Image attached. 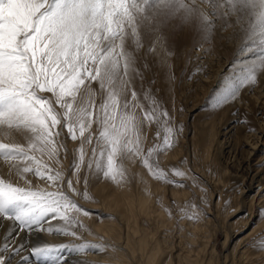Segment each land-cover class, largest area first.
<instances>
[{
    "label": "snow or ice",
    "instance_id": "snow-or-ice-1",
    "mask_svg": "<svg viewBox=\"0 0 264 264\" xmlns=\"http://www.w3.org/2000/svg\"><path fill=\"white\" fill-rule=\"evenodd\" d=\"M233 18L242 33L239 51L255 59L234 62V78L216 98L221 106L255 85L256 69H264V0H0V158L9 165L0 174V264H28L30 257L65 264V250L96 247L30 244L39 233L82 240L79 215L90 213L76 198H91L82 170L121 184L123 161H139L153 179L186 186L169 175L185 178V171L166 170L158 160L175 146L182 126L172 125L150 92L143 94L150 103L141 102L134 82L144 76L135 53L143 41H155L168 55L178 27L194 25L209 41L218 24L230 27ZM155 50L149 43L147 51ZM153 124L156 141L146 148L144 130ZM66 140L79 142L70 173L44 159L59 165ZM188 207L179 210L182 218L206 215Z\"/></svg>",
    "mask_w": 264,
    "mask_h": 264
},
{
    "label": "rangeland",
    "instance_id": "rangeland-1",
    "mask_svg": "<svg viewBox=\"0 0 264 264\" xmlns=\"http://www.w3.org/2000/svg\"><path fill=\"white\" fill-rule=\"evenodd\" d=\"M228 23L233 25L234 21ZM218 28L229 27L219 25ZM203 41L194 25L182 29L178 27L167 42L168 55L164 56L155 41H143L144 46L135 53L139 70L144 76L143 81L137 77L134 82L141 102L145 106L150 103L143 99V94L150 92L168 110L172 125L182 126L175 146L161 154L158 160L166 170L179 167L185 171V178L171 176V172L169 175L186 186L177 187L153 179L139 161H123L127 178L121 184L101 178L95 170H82L81 176L87 174L89 177L87 190L91 197L89 200L76 198L90 213L89 216L79 215L84 225L78 233L82 240L39 233L32 237L31 245L41 242L79 244L86 241L96 247L88 249L86 253H78L70 248L65 250L62 253L65 264H80L82 260L88 264L127 263L120 259L118 251L132 261L130 264H143V251L137 249L133 253L126 245L128 226L121 220L122 216L129 218L132 208L124 207L122 216L114 210L113 199L121 196L124 188L136 198V207L139 203L143 207L134 212L142 229L139 235L147 237L149 249L157 245L160 247L156 264H250L240 257L243 249L251 253L257 250L258 254L253 258L258 257L256 264H264V250H258L260 242L264 240L263 227L253 229L259 218L258 212L255 215L248 212V202L258 185L252 180L256 172L253 169H260L261 176H264V101L256 104V88L252 86L243 91L242 98L230 101L225 106L218 105L216 98L228 86L234 73L230 66L226 68L230 63L221 69L222 72L214 58L205 61V52H199ZM149 43L155 44V52L147 51ZM160 50L162 55L157 54ZM145 64L147 68H144ZM93 87L98 85L94 84ZM99 102L100 97L97 96ZM208 126L215 131L214 137L204 130ZM157 130L155 124L145 127L146 148L156 141ZM160 132L163 135L162 127ZM66 147L67 154L61 150L59 165L47 161V157L44 159L50 166L70 173L79 142L66 140ZM8 172L9 165L0 158V174ZM36 182L33 177V183ZM251 186H254V190L249 188ZM192 204L206 215H201L198 220L182 218L179 210L184 208L191 211L188 206ZM112 227L115 235L120 236L116 237L117 240L111 239L107 232ZM30 263L53 264V261L30 257Z\"/></svg>",
    "mask_w": 264,
    "mask_h": 264
},
{
    "label": "bare ground",
    "instance_id": "bare-ground-1",
    "mask_svg": "<svg viewBox=\"0 0 264 264\" xmlns=\"http://www.w3.org/2000/svg\"><path fill=\"white\" fill-rule=\"evenodd\" d=\"M232 21H234V20H232ZM218 26H219V24H218ZM218 26L214 30L213 37H211V39L209 41H205V42L203 41V44L201 45V48L199 49V52L201 54H204L202 52H205V54L203 55V56L207 57V60H205V61H210V60H213V58H214L218 64L220 70L223 69L227 63H230V64L227 65L226 68H228L230 66L231 69H233L234 62L237 65L240 64L241 61H247V62L251 63L255 59V56L254 55H248L247 53L239 51L241 44L243 43L240 26L235 24V23L232 25V27H229L227 29H221V28H218ZM214 36H216V37H214ZM207 43H210V44H207ZM160 52H161V50L158 51L157 54L162 55ZM224 72H226V70H224ZM228 73L230 74L229 71L227 72V74ZM221 76H223V75H221ZM256 76H257L256 84L255 85H248V86H245L244 88H242L240 91L238 99L242 98V96L244 95L243 91H247L248 89H251L252 86H255L256 89H255L254 96H255L256 104L264 101V69L257 68L256 69ZM233 78H234V74L231 75L229 82ZM262 87H263V89L260 90ZM204 130L211 132L213 135L212 137H214V135L216 134L215 131H213V128L211 126H208ZM206 137H208V133H206ZM212 140H211V142H212ZM211 142L209 144H211ZM253 170L256 172H255L252 180L254 179L255 182L258 183V185L256 186L257 189L255 191V194L253 196H251V198L248 202V212H250L251 215H255L256 212H258L257 216L259 218L256 221L255 227L253 229L263 227L262 236H264V193H263L264 192V183L262 182V179L264 178V176H261L262 173H260V169H258V170L253 169ZM249 188L251 190H254L253 189L254 186H251ZM128 190H129V188H128ZM130 192L131 191H127L123 188L122 192H121V196L117 195L113 199L114 210L116 212L120 213L121 216H122V213L124 212L125 208H127V207L129 209L132 208L131 213L129 215V218H125L122 216L124 218V219H122V217L120 216L121 220H123L125 223H127V226H128V229H127L128 232L126 235V241H127L126 245L127 246L129 245V249H131L133 251V253H135L137 251V249H139L140 251L141 250L143 251L144 258H145V261L143 264H156L158 256L161 252L160 247L158 245L155 247L151 246L152 248L149 249L148 248V242L146 240L147 237L143 236V235H139V234H141L142 229L139 226L138 218L136 217L134 212L136 209L139 210L140 208H143V207L139 206L140 203L136 207V205H135V199L136 198H134L133 194ZM241 194H244V192ZM140 197L144 198L143 196H140ZM219 203H220V200L217 201V206ZM145 204H146V202H145ZM238 208H239V206L237 205V211H238ZM114 231L115 230L113 227L108 228V230H107L111 239L117 240L116 237L119 235L116 236ZM137 235H138V237H136ZM135 241H137L135 244L130 245L132 242H135ZM234 251H236V249ZM118 253L120 254L119 255L120 259H123V262L127 261V263H125V264L132 263V261L127 260L126 255L123 254L121 251H118ZM240 254H241V256H240L241 259H243L245 263L250 262V264H256L257 261L259 260L257 256H255L253 258V255L258 254L257 250L254 251V253H251V252H248L247 249L246 250L243 249ZM74 262L76 263V261H74ZM187 264H193V263L188 262Z\"/></svg>",
    "mask_w": 264,
    "mask_h": 264
}]
</instances>
